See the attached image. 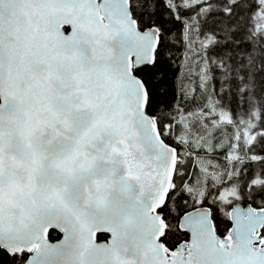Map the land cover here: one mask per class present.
Listing matches in <instances>:
<instances>
[{
  "label": "water",
  "instance_id": "95a60500",
  "mask_svg": "<svg viewBox=\"0 0 264 264\" xmlns=\"http://www.w3.org/2000/svg\"><path fill=\"white\" fill-rule=\"evenodd\" d=\"M158 41L129 0H0V247L19 264H264V206L232 202L223 236L193 206L161 241L176 151L133 71Z\"/></svg>",
  "mask_w": 264,
  "mask_h": 264
},
{
  "label": "trees",
  "instance_id": "16d2710c",
  "mask_svg": "<svg viewBox=\"0 0 264 264\" xmlns=\"http://www.w3.org/2000/svg\"><path fill=\"white\" fill-rule=\"evenodd\" d=\"M129 1L140 28L156 25L159 29L153 62L133 71L147 92L146 111L155 117L162 138L180 151L168 195L160 208L165 223L161 239L167 247L185 240L187 234L178 228V217L200 204L209 207L215 232L223 236L231 225L227 213L230 202L264 206V46L260 45L264 35L255 17L260 3L225 0L217 10L220 16L229 4H250L251 8L241 12L234 6L232 17L239 18L228 17L216 29L197 34L194 30L199 7L215 0ZM204 40L207 45L201 49ZM214 41L222 47L215 48ZM254 47H263L258 67L255 63L247 70L228 67L223 77L212 76L204 86L201 84L199 70L205 56L208 59L215 53L230 59V54L234 57ZM252 70L253 75L258 73L257 79L249 77ZM178 109L181 118L176 117ZM217 109L226 114L220 115ZM247 119L253 124L249 140L244 132ZM260 235L264 237V226ZM59 236L55 229L48 232L50 239ZM104 237L105 233L97 234L99 239ZM27 255L24 250L9 253L0 247V264H19Z\"/></svg>",
  "mask_w": 264,
  "mask_h": 264
},
{
  "label": "rangeland",
  "instance_id": "374dc122",
  "mask_svg": "<svg viewBox=\"0 0 264 264\" xmlns=\"http://www.w3.org/2000/svg\"><path fill=\"white\" fill-rule=\"evenodd\" d=\"M181 1L188 3V0H181ZM230 2H231V0H229V3ZM258 2L260 3V6H259V12L255 11L256 12L255 13L256 26L260 31L263 30L262 33L264 35V0H258ZM221 3H225V0H215V1H212L208 5L203 4L202 7H199L198 14L196 17L197 22H196V27L194 30L195 33L203 34L205 32L210 31V29H212V28L216 29V25H218L219 23H221L223 21L225 22V20L228 17H230L228 20L239 18V17H232V15H233L232 12L235 9V7H237L241 12H243L247 7L251 8L250 4H248V5L239 4L236 6L234 5L235 7L234 6L231 7L229 4V6H227L228 8L226 7L224 9L225 14L223 16H220L217 13V10H219ZM209 5H211V6H209ZM241 24L244 27V20L241 21ZM231 27H232V25H231ZM262 38H264V37H262ZM201 43H203V46H200V48L204 49L207 45L206 44L207 40H204V42H201ZM213 43L216 44L215 41ZM260 43H261L260 44L261 46H264V41H261ZM204 44H206V45H204ZM218 44H219V41L216 44L215 48L222 47V45H218ZM241 46H244V43H241ZM242 48H244V47H242ZM262 51H263V47H254L252 50H250V52L244 51V52H241V53H239V55L234 56V57L232 54H230V59L229 58L225 59V58H222L221 56L218 57L215 53L211 54V57L208 59L205 56V58H203V60L201 61L202 62L200 65L201 69L199 70V72H200L199 77H200L201 84L204 86V84L207 82V80L210 79L212 76L215 77V79H219V78L223 77L224 70L228 69V67H239L243 70H247L249 67H253L252 66L253 63H255L254 65H256L258 67V65L260 63L259 59H260L261 55H263ZM205 54L206 53H204V55ZM208 66L210 68L211 74L208 70ZM253 72H254V70H252V74L249 75V77L257 79L256 75H258V73L253 75ZM254 86H255V83H254ZM215 111L217 113H219L220 115L226 114L225 112H223L222 110H219V109H217ZM179 112H181V109L176 113V116ZM252 125L253 124H251V121L249 119H247L246 120V127L244 130L246 140L251 139V133H250L251 128L249 129V127H251ZM234 153H235V151L232 152V155ZM224 192L225 193L226 192L232 193V190H225ZM225 200L228 201L229 199H225Z\"/></svg>",
  "mask_w": 264,
  "mask_h": 264
},
{
  "label": "flooded vegetation",
  "instance_id": "af4514ba",
  "mask_svg": "<svg viewBox=\"0 0 264 264\" xmlns=\"http://www.w3.org/2000/svg\"><path fill=\"white\" fill-rule=\"evenodd\" d=\"M178 111H179V109H178ZM179 114V113H178ZM177 114V116L179 117V118H181V116L180 115H178ZM178 143L181 145V130L180 131H178ZM179 147H177L176 148V154L178 155V153L180 152L179 151V149H178ZM179 218V217H178ZM177 223H178V220H177ZM178 225V224H177ZM179 228V227H178ZM180 229V228H179ZM181 230V229H180ZM106 238V236L104 237V238H101V239H105ZM169 249H173L174 248V246H172V247H168Z\"/></svg>",
  "mask_w": 264,
  "mask_h": 264
}]
</instances>
